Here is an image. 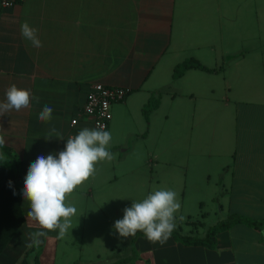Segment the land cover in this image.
<instances>
[{"label": "crops", "instance_id": "1", "mask_svg": "<svg viewBox=\"0 0 264 264\" xmlns=\"http://www.w3.org/2000/svg\"><path fill=\"white\" fill-rule=\"evenodd\" d=\"M229 1L14 0L12 7L5 8L0 0V102L6 100V91L13 83L31 89L32 96L39 98V103L31 100L30 109L13 110L0 116V136L6 140L0 146V161L14 159L20 163L22 190L28 168L38 156L58 155L70 136L85 127L93 128L88 120L72 127L71 120L85 103L91 85L103 84L123 87L130 92L126 101L113 106V119L108 130L111 136L118 119L123 123L113 147L125 146L123 151H128L141 141L149 140L152 128H155V116L159 113H162L161 131L157 133V141H165L164 128L171 120L190 122L183 133L174 136L173 143H170L171 138L161 147L163 156L171 154L170 162L175 155L183 157L179 165L181 174H175L181 180L163 184L153 172L154 165L150 168L149 193L159 188L179 193L181 207L176 213L177 221L183 214L195 219H203V215L209 213L217 216L220 211L215 198L219 193H223L221 213H238L264 220V93L250 97L246 96V93L250 94L248 90L243 92V87L250 86V81L257 76L256 65H260V69L264 65V30L239 38L235 34L238 30L235 29L236 16L226 10ZM249 18L254 23L259 16L254 14ZM24 21L39 30L43 47H33L22 36ZM240 32L243 33V28ZM189 58L198 60L211 71L189 69L175 79V67ZM217 81L225 85L219 88L214 85ZM153 98L157 103H152L146 120L144 110L149 109ZM45 105L53 108L52 119L40 121L38 114ZM183 109L187 111L181 112ZM212 115L215 119L213 133H210L213 146L216 141L219 144L217 130L221 129L224 135V128L219 123L229 126L230 130L225 144L217 152L220 158L207 152L202 145L207 136L202 135L201 128L213 121ZM136 120L144 121L141 129L135 128ZM191 132L194 137L184 136ZM184 139L190 147L177 150ZM206 158L215 160L216 173L205 172L203 180H196L199 176L188 163ZM173 159L177 164L178 159ZM155 161L149 160L146 165ZM97 179L92 175V185L82 194L87 192L86 204L96 203L94 210L98 208L102 216L104 211L100 212L99 202L103 200L106 205L108 198L114 200L117 188L104 186L97 190L94 187ZM117 179L116 174H112L108 182L115 183ZM211 190L213 193L204 198L203 193ZM109 191L114 196L104 194ZM81 192L75 189L69 196L73 199V195ZM20 202L25 222L0 255V264H24L27 255L29 264H34L35 251L39 253L41 264H56L57 258H64L66 253L62 247L64 237L59 238L58 232L48 231L47 237L42 238L43 243L33 244L31 233L41 229L28 219L30 202L22 196V191ZM194 203L199 209L197 217L191 209ZM245 207L248 214L242 213ZM83 215L81 218L86 219ZM104 219L96 218L94 224H101ZM109 226L114 232V222L110 220ZM98 234L97 226L89 236L91 249ZM237 236L249 237L253 252L264 255V229L237 225L217 234L216 249L185 246L171 237L164 244L153 243L147 237L140 238L137 241L139 263L253 264L248 259L239 261L234 245ZM79 239L70 241L80 246L83 240ZM123 241L119 235V241L110 246L109 252L122 247ZM96 254L101 257L99 251Z\"/></svg>", "mask_w": 264, "mask_h": 264}, {"label": "rangeland", "instance_id": "2", "mask_svg": "<svg viewBox=\"0 0 264 264\" xmlns=\"http://www.w3.org/2000/svg\"><path fill=\"white\" fill-rule=\"evenodd\" d=\"M228 8L226 10H229L228 14H235L231 16H236L234 18L235 22V29L236 35L239 38L244 37L248 33H254L257 31H263L264 30V0H231L228 3ZM254 14H258L259 18L255 19V22L253 23L250 21V18ZM247 16V17H243ZM243 17V18H242ZM244 20L242 21L241 20ZM239 22H243V24H239ZM239 25V26H238ZM240 25L242 27H240ZM240 28H243V33L240 32ZM241 42L239 41L238 44ZM241 53V52H240ZM239 53V54H240ZM238 54V55H239ZM255 69L257 70V76L254 78V81H250V86H245L243 87V92L249 91L250 94L246 93V96L253 97V95H258L259 93H264V65H256ZM259 70V72H258ZM214 85L218 86L221 88L224 86V82L217 81L214 82ZM253 91L255 94H253ZM259 92V93H258ZM178 104V103H177ZM177 110V109H176ZM161 111V110H159ZM158 111V112H159ZM187 110L183 109L181 112H185ZM209 112V110H208ZM176 114V113H175ZM218 114V118H220V114ZM158 116H155L154 121L155 128H152V136L149 140L147 141H141L138 146L133 147V149H130L128 151H123L125 149V146L122 147H113V143L118 141V133L120 132V129L122 128V122L120 119H118V124L117 127L115 128V131L112 133V139L110 141V148L109 150L114 154V159L111 162L108 161H101L98 162L96 165V171L93 175H95L97 179V184L94 185V187L97 188V190L101 187H109V186H116L117 192H116V198L113 200L111 198H108L109 200H106V205L104 201L99 202L100 207V212L104 211V214L101 216L98 213V208L94 210L95 204L90 203L89 205L86 204V199L85 196L87 195V192L84 194L83 191L86 190L88 187H90L92 184L90 183V177L84 181L81 185L77 186L76 189H80L82 192L81 193H76L73 195V199L68 196L66 199V203H71L77 208V214L73 217H71V222H72V231L71 229L68 231V233L64 236V239L62 240V247L63 251L66 252L64 255V258H57L56 264L59 263H66V264H75L78 262V264H96V262H99L101 260H104L106 257L110 256L113 252L120 248H113L110 251V246H113L115 243L119 241V235H115V230L114 232L111 231L110 226H109V221L111 220L112 222L115 223L117 219H122L124 216V208L131 206L133 203V200L135 201H142L148 194V184H149V177L151 175L150 173V168L152 169L151 165H154L153 167V172L156 173L159 178L161 179V183L165 184L168 183L171 180L178 179L180 181L181 177L175 175L181 174V171L179 172V165L182 164V159L183 157L178 154V157L176 155L173 157L176 160L175 162L178 164L174 163V159L171 158V162L168 161V157L171 155L170 153H167L166 156H163L161 147L166 146L168 142L171 139L170 143L174 142V136H177L178 133L181 134L183 133V130L188 126L190 123L189 121H180L176 122L174 120H171V124L161 125V127L164 128L165 132V141H157V133H159L160 130V116L162 113L157 114ZM177 116V114H176ZM139 118V117H138ZM144 120V119H143ZM160 120V121H159ZM212 120L209 121L208 124H206L204 127L201 128L202 130V135L207 138H204L203 140V148L207 149V152L211 153L215 157H219L217 152L222 148V145L225 144L227 138L229 137V126H226L224 124L219 123L220 125L223 126L224 128V135L222 136L221 134V129H218L217 136H218V143L217 141L215 145L213 146V137L210 138V133H213V122L215 123L214 115H212ZM184 122V123H183ZM223 123V122H222ZM135 128L141 129L144 125V121H135ZM242 125V124H241ZM169 126L170 128H168ZM187 129V128H186ZM226 131V132H225ZM228 132V133H227ZM116 136V138L114 136ZM184 136H190L191 138L194 137V133L191 132V134L186 133ZM159 137H163V135H159ZM177 138V137H176ZM184 143L179 144L178 149L179 151L184 150L189 144L187 145L186 139H184ZM206 141L211 142V144L206 143ZM165 142V143H164ZM227 145V144H226ZM190 147V146H189ZM229 149V147L227 146ZM225 149V147H224ZM129 152V153H127ZM127 153V155H126ZM183 154V153H182ZM217 155V156H216ZM149 160H156L155 162H151L149 166L146 165V163ZM184 160V159H183ZM198 159H194V162L188 163L194 166L192 168V171L196 174H198L199 178L196 180H203L205 172H209L212 174L216 173V166H214L213 161H209L208 158L205 160L201 159V162L197 161ZM187 164V163H186ZM97 167L100 169L97 170ZM99 171V172H98ZM174 172V173H173ZM112 174H116L117 180L114 182H108V179L111 177ZM221 179V177H219ZM165 182V183H164ZM96 190V191H97ZM212 190L209 193H203V197H207V195L212 194ZM101 195V193H99ZM104 194L109 195V196H114V194L109 191V193L105 192ZM202 194V193H201ZM223 193H219L218 195L222 197ZM97 195V194H96ZM101 200V199H100ZM249 203V202H247ZM209 204V203H207ZM192 213L195 217L198 216L199 209L197 206L193 205ZM241 212V211H240ZM82 213V214H81ZM244 214H248V211L245 209L242 211ZM85 218H81V216H84ZM97 216H96V215ZM228 214L224 213H218L213 214L211 216V213L208 214V216L203 215V219L199 218H194L193 216L190 215H180L179 216V222L181 223L183 230L189 231H195V232H202L206 230V228L209 225L215 224L217 221H219L223 216L226 217ZM78 216V218H77ZM101 216V217H100ZM180 217H183V219H180ZM96 218L104 219L103 222L105 223H99V224H94ZM206 222V225L204 223ZM98 226L99 234L97 237V241L94 243L92 246L93 248L89 246L90 242V235H91V230L93 228H96ZM55 232H58V230H55ZM194 234V233H191ZM198 234V233H196ZM195 234V235H196ZM200 235L202 233H199ZM97 236V235H96ZM116 236V237H115ZM80 238L79 240H83V243L75 244L73 241H70L72 239H77ZM124 238V237H122ZM81 240V241H82ZM113 243V244H112ZM234 245L237 246V254H238V259L240 262L249 260L250 263L253 264H264V255H260L256 252H253V247H252V241L249 237H241L237 236L236 239H234ZM97 251L101 253V257L96 256ZM62 260V261H61ZM61 261V262H60ZM75 262V263H74ZM142 264V263H138ZM143 264H148V263H143Z\"/></svg>", "mask_w": 264, "mask_h": 264}, {"label": "clouds", "instance_id": "3", "mask_svg": "<svg viewBox=\"0 0 264 264\" xmlns=\"http://www.w3.org/2000/svg\"><path fill=\"white\" fill-rule=\"evenodd\" d=\"M38 32L28 21L21 24L22 36L35 48L43 47ZM32 99L39 103V98L32 96L31 89L13 83L6 91V100L0 102V116L13 110L30 109ZM52 113L53 108L45 105L38 119L49 121ZM111 139L110 132L100 126L85 127L67 139L65 148L58 155H40L30 164L22 196L30 202L28 219L41 229L31 233L33 244L43 243L42 238L47 237L48 231L58 230L59 238L70 229L72 231L71 217L77 214V208L66 203V199L95 173L98 162H111L115 158L109 150ZM5 143V137L0 136V146ZM11 183L9 181L10 186ZM180 207L178 192L169 188L155 189L142 201L133 200L131 206L125 207L123 218L117 219L113 227L121 237L128 238L142 231L153 243L164 244L176 227V213Z\"/></svg>", "mask_w": 264, "mask_h": 264}, {"label": "trees", "instance_id": "4", "mask_svg": "<svg viewBox=\"0 0 264 264\" xmlns=\"http://www.w3.org/2000/svg\"><path fill=\"white\" fill-rule=\"evenodd\" d=\"M189 69L211 71L198 60L189 58L175 67L173 77L178 79ZM152 103H157L154 98L149 103V109L144 110L146 120L149 119L150 108L153 107ZM20 173V163L17 160L0 161V255L25 222V216L20 202V194L22 191ZM9 181L12 182L11 186L9 185ZM220 198L217 195L215 202L221 213L222 205ZM237 225L263 230L264 220L253 219L238 213H230L226 217L223 216L215 224L209 225L201 235L194 232H185L181 223L176 220V227L170 237L175 242L185 246H204L210 249H216L218 246L217 234ZM143 237H146L145 234L142 231H137L135 235L124 238L123 245L120 249L113 252L104 260L96 262V264L139 263L140 255L137 248V241ZM34 253V264H41L39 261V253L37 251ZM23 263L29 264L28 255ZM75 264H78V262Z\"/></svg>", "mask_w": 264, "mask_h": 264}, {"label": "built area", "instance_id": "5", "mask_svg": "<svg viewBox=\"0 0 264 264\" xmlns=\"http://www.w3.org/2000/svg\"><path fill=\"white\" fill-rule=\"evenodd\" d=\"M1 4L9 8L14 0H1ZM129 94V90L123 87L92 84L85 103L71 120V126L76 127L80 121L88 120L93 128L100 126L108 131L113 119V106L126 101Z\"/></svg>", "mask_w": 264, "mask_h": 264}]
</instances>
